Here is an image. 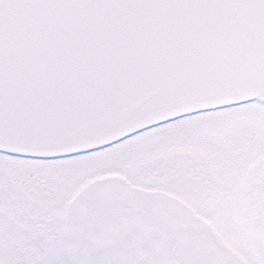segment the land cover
Returning <instances> with one entry per match:
<instances>
[{
    "label": "snow or ice",
    "instance_id": "obj_1",
    "mask_svg": "<svg viewBox=\"0 0 264 264\" xmlns=\"http://www.w3.org/2000/svg\"><path fill=\"white\" fill-rule=\"evenodd\" d=\"M0 264H264V0H0Z\"/></svg>",
    "mask_w": 264,
    "mask_h": 264
}]
</instances>
